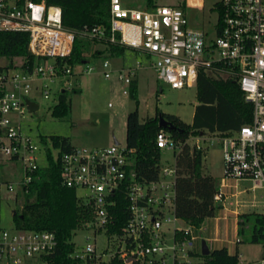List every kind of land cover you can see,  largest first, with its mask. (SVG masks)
<instances>
[{"label": "built area", "instance_id": "2783aa9c", "mask_svg": "<svg viewBox=\"0 0 264 264\" xmlns=\"http://www.w3.org/2000/svg\"><path fill=\"white\" fill-rule=\"evenodd\" d=\"M182 2L184 7L177 2H156L137 8L110 0L108 34L100 25L88 33L142 52L157 79L174 88L196 84L200 72L236 78L244 99L252 105L251 121L225 134L199 132L186 139L196 149H204L202 141H211L214 136L221 143L223 180L213 200L219 205L217 209L225 211L229 196L249 188H264V0H215L211 32L190 25L187 10L192 4L189 0ZM0 30L27 32L29 52L41 58L29 68L23 61L7 67L8 61L4 63L0 57V161H20L23 172L13 182L5 176L4 167L0 168L1 201L3 190L12 191L14 186L22 189L41 166L40 147L22 131L20 118L28 111L25 99L36 101L33 91L44 99L55 95L56 101L58 93L67 88L62 80L73 69L58 67L55 59L71 53L75 32L62 24L58 5L33 0H0ZM141 65L136 61L134 67L121 68L118 78L129 85ZM101 66L108 77V60L103 59ZM94 69L95 65H86L84 71ZM123 92L128 93L125 89ZM154 140L159 150H179L166 129L159 128ZM59 159L61 182L75 188L79 200L89 207L92 218L83 227L92 228L94 235L101 231L106 235L107 225L114 218V194H123L129 217L122 233L106 236L116 243L125 264H205L201 248L195 247L197 229L174 213L175 162L174 167L163 168L165 175H173L172 180H161L158 172L155 180L146 181L133 169V150L119 143L101 148L74 146ZM240 180L253 184L233 191ZM258 202L253 196L250 205ZM236 204L241 202L236 200ZM232 212L240 214L236 209ZM179 220L183 225L176 224ZM56 246L52 232L0 226V264H52L48 257ZM73 255L96 257L91 244ZM246 264H264V248L257 259Z\"/></svg>", "mask_w": 264, "mask_h": 264}, {"label": "trees", "instance_id": "16d2710c", "mask_svg": "<svg viewBox=\"0 0 264 264\" xmlns=\"http://www.w3.org/2000/svg\"><path fill=\"white\" fill-rule=\"evenodd\" d=\"M46 4H55L61 8L62 24L75 32V40L71 53L64 58H56L58 67L73 66L88 58L121 56L126 46L110 43L108 38L91 36L88 30L94 26H102L106 35L109 32L110 0H33ZM156 0H145V6L151 7ZM178 6L184 7L182 0ZM28 33L25 31L0 30V57L5 58L12 67L16 58L23 61V66L33 67L41 58L28 50ZM101 43L103 49L91 47V43ZM25 62V64H24ZM74 89V88H72ZM75 90V89H74ZM61 90L50 111L57 117H62L70 111V101ZM138 85L134 77L129 84V94L135 99L136 106L129 111L125 123L126 147L133 150V169L141 180H155L159 172L160 150L155 144V133L158 126L157 115L139 118ZM196 101L191 122L183 121L178 115L161 112L174 127L171 136L179 145L174 153V213L176 217L200 228L207 217H212L219 207L213 200L218 190L216 178L202 172L204 149L190 146L186 139L191 134L199 132L225 134L237 130L241 125L249 123L252 115V105L243 97L236 78L232 76L213 77L200 72L196 81ZM45 145L46 164L39 166L33 172L32 180L21 190L22 203L13 209V227L17 229L52 232L57 240L54 254L48 257L52 264H125L119 254V249L107 260L100 257L79 258L73 255L75 251L71 237L74 231L91 221L89 207L82 203L75 188L67 187L61 182V164L59 156L70 151L74 145L68 136H41ZM50 144L57 149L54 156ZM5 161H0L3 168ZM116 202L112 208L113 222L107 225L106 235L122 233L129 217L126 201L121 193L114 194ZM113 197V198H114ZM237 221V232L243 231V225L250 222L249 239L251 242L264 245V214L243 213ZM240 240L238 239L237 242ZM205 264H246L240 260L237 252L230 253L226 247L213 248L209 255H204Z\"/></svg>", "mask_w": 264, "mask_h": 264}, {"label": "rangeland", "instance_id": "374dc122", "mask_svg": "<svg viewBox=\"0 0 264 264\" xmlns=\"http://www.w3.org/2000/svg\"><path fill=\"white\" fill-rule=\"evenodd\" d=\"M121 1L127 6L145 7V0ZM178 1L180 0H156L158 4H173ZM189 2L192 4L188 5L187 10L190 25L211 32L216 17L215 12L211 9L215 0H189ZM91 47L101 50L104 45L92 42ZM118 57L108 59L110 65L108 77H105L102 72V59L99 60L100 65L97 63L98 60L88 58L73 66L72 73L62 80L67 86L65 93L70 101V111L65 116L57 117L50 111V107L55 102L53 100L55 95L44 99L36 91L32 92L39 108L33 112L25 111L20 120L22 131L31 135L40 147L39 164L43 165L47 162L45 145L41 136L65 135L69 137L74 146L101 148L112 145L114 139L121 146L125 145L126 116L129 111L135 108L136 103L129 94V85L118 78V70L114 69L118 64H122L126 69L134 67L136 61L142 63L136 70L138 111L141 120L155 114V111H157L156 114L161 111L178 115L183 121L191 122L194 106L197 103L196 84L174 88L168 83L158 80L154 69L150 66L149 58L130 47H126L123 55ZM1 61L5 63L6 59L1 58ZM19 62V58L14 60V63L19 64ZM86 65H95L96 69L85 72ZM124 89L128 93H124ZM202 144H205L202 172L216 178L219 185L223 180L221 143L214 136L211 141L203 140ZM50 149L56 156L57 149L51 144ZM159 167L161 180L173 179L172 174L165 175L163 172L165 167H174L172 149H160ZM3 169L5 176L13 182L20 179L23 173L21 162L17 160L6 161ZM252 184L250 180H240L237 181L236 188L232 190H242L245 187H251ZM21 190L16 186L12 191L3 190L0 201V226L13 227L12 211L22 203ZM226 190L230 191L231 189ZM15 192H17V198H15ZM253 196L259 201L255 206L250 205ZM236 200L241 202L239 206L236 204ZM226 205L227 210L216 209L214 216L207 217L201 227L195 230L199 237L195 241V247L201 248V241L205 239L209 249H213L216 247V242H212L211 238L217 233L222 235L226 232L227 236H225L234 240L233 245L230 246L232 251L237 252L243 262L249 263L260 256L264 245L250 241V222H246L243 225V231L238 233L237 221L240 218L239 215L243 213L264 214V188H249L248 191L240 192L236 196H229ZM232 209H236L240 214H233ZM176 224L183 225V221L179 220ZM225 228H228L227 231H223ZM238 239L239 242H237ZM71 241L74 243L75 253L81 251L86 244H91L94 246L96 258L99 256L102 260L109 259L116 250V243L113 240H109L103 231L94 235L92 228L76 229Z\"/></svg>", "mask_w": 264, "mask_h": 264}, {"label": "water", "instance_id": "95a60500", "mask_svg": "<svg viewBox=\"0 0 264 264\" xmlns=\"http://www.w3.org/2000/svg\"><path fill=\"white\" fill-rule=\"evenodd\" d=\"M25 103L27 105L29 112H33L39 108V104L36 101L31 100L30 98H26ZM157 120H158V126L160 128L171 130L174 127L172 124L169 123V121L166 118L163 117V115L160 111L157 113ZM114 144H118V141L116 139H114ZM210 250L211 249H209L206 240L202 239V241H201V253L203 255H209Z\"/></svg>", "mask_w": 264, "mask_h": 264}, {"label": "crops", "instance_id": "0c3cea01", "mask_svg": "<svg viewBox=\"0 0 264 264\" xmlns=\"http://www.w3.org/2000/svg\"><path fill=\"white\" fill-rule=\"evenodd\" d=\"M113 57H116V56H107L106 54H104V55H102L101 57H94V58H92V59H94V60H98L97 61V63H98V65H100V62H99V60H103V59H111V58H113ZM119 58V57H118ZM118 64V63H117ZM121 68H124L123 67V65L122 64H118V65H116L115 67H114V69H117V70H120ZM135 78H136V80H137V85H138V79H137V74H135ZM62 83H63V81H62ZM156 112L157 111H155V114H153V115H150V116H147V117H151V116H155V115H157L156 114ZM138 113H139V111H138ZM146 118V117H145ZM141 120V119H140ZM144 119H142L141 121H143ZM226 229V230H225ZM223 231H227V229L228 228H225ZM235 231H236V229H235ZM226 232L224 233V234H222V235H219V233H217V235L216 236H214V237H212L211 238V240H212V242H216V247H214V248H219V247H226L227 248V250L230 252V253H233V251H232V247H230L231 245H233V242H234V240L233 239H230V237L229 238H227L226 236ZM218 243V244H217Z\"/></svg>", "mask_w": 264, "mask_h": 264}]
</instances>
